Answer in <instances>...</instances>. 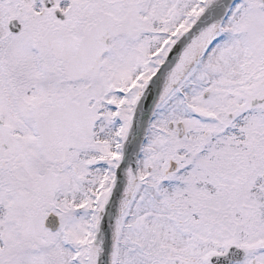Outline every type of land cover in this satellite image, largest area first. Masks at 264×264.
I'll return each instance as SVG.
<instances>
[{
	"label": "snow or ice",
	"instance_id": "6c2138e0",
	"mask_svg": "<svg viewBox=\"0 0 264 264\" xmlns=\"http://www.w3.org/2000/svg\"><path fill=\"white\" fill-rule=\"evenodd\" d=\"M0 264H264V0H0Z\"/></svg>",
	"mask_w": 264,
	"mask_h": 264
}]
</instances>
